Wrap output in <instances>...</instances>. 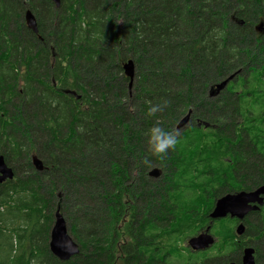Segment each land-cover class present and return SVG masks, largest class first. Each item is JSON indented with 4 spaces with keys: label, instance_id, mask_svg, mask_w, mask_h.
Segmentation results:
<instances>
[{
    "label": "trees",
    "instance_id": "trees-1",
    "mask_svg": "<svg viewBox=\"0 0 264 264\" xmlns=\"http://www.w3.org/2000/svg\"><path fill=\"white\" fill-rule=\"evenodd\" d=\"M26 9L37 33L25 25ZM259 20L264 0H60L57 8L0 0V154L14 173L0 183V264H164L156 253L175 264H220L180 243L207 224L216 198L264 183ZM158 103L169 130L193 114L163 160L144 136L157 122L147 109ZM153 167L158 179L148 177ZM58 191L55 209L79 245L66 261L47 243ZM259 225L264 240V214ZM213 227L227 254L231 219ZM255 248L264 264V245Z\"/></svg>",
    "mask_w": 264,
    "mask_h": 264
},
{
    "label": "water",
    "instance_id": "water-1",
    "mask_svg": "<svg viewBox=\"0 0 264 264\" xmlns=\"http://www.w3.org/2000/svg\"><path fill=\"white\" fill-rule=\"evenodd\" d=\"M55 7L60 6V0H52ZM24 22L27 28L32 32L37 33V23L33 13L26 9L24 12ZM254 30L259 34H264V22L259 20L254 25ZM124 75L128 78V90L130 91L134 81L135 65L132 59H128L122 64ZM239 70L229 74L224 79L217 82L214 86H211L208 90L209 96L219 94L228 83L238 74ZM70 94L75 93L73 91L66 90ZM79 97L78 95H75ZM192 109H188L184 115H182L176 122L174 128L181 129L186 126L190 120ZM205 125H207L205 123ZM31 165L37 172H41L44 169L42 160L36 155L32 154L30 157ZM162 171L158 167H153L149 170L148 176L150 178L157 179L161 176ZM14 176L12 168L7 165L2 154H0V183L7 179H12ZM264 196V184L259 185L254 190H240L234 193H225L215 199L213 207L209 213V217L212 220L221 219L226 216L235 217L240 222L235 227L236 234L240 235L245 230V225L242 222L248 213L256 211L263 204ZM209 227H207V230ZM214 242V238L207 232H201L196 236H192L188 239V245L194 250H202L211 246ZM48 248L50 253L60 261H66L79 253V245L74 241L69 234L66 220L57 207L53 213V222L49 231ZM233 264V263H229ZM242 264H255L253 249L246 247L243 251Z\"/></svg>",
    "mask_w": 264,
    "mask_h": 264
},
{
    "label": "flooded vegetation",
    "instance_id": "flooded-vegetation-1",
    "mask_svg": "<svg viewBox=\"0 0 264 264\" xmlns=\"http://www.w3.org/2000/svg\"><path fill=\"white\" fill-rule=\"evenodd\" d=\"M181 129H183V128H181ZM181 129L173 128V131H178V130L180 131ZM259 185H262V183L256 185L251 190L256 189ZM213 204H214V202H213ZM213 204H212V207H213ZM212 207H211V209H212ZM211 209L207 213V218H208L207 224L202 225L198 231H196L195 233H193L190 236H187L184 239V241L182 243H180V250H182V249L185 250V248H186V249H188L187 255H189V254L194 255L198 258H202V260H205L209 257H221L222 260H221L220 264H229V263L242 264V256H243L244 249L246 247H251L253 249L254 262H255V264H258V262L256 260V248L255 247L259 244L264 245V240H262V238H261L262 234H259V231L263 227L261 225L258 226V222H259L261 216L264 214V196H263V204L259 207V209L256 211H251L250 213H248L242 221L244 223L245 227H246L247 223L250 224L251 228H250L248 233H246V231L244 230V232L242 234H240V235L236 234L235 227L240 221L235 217H229V216L224 217V218L231 219V222L233 223V229H234L233 230V232H234L233 233V239L228 241V243H230L232 245V248L227 250V252H226L227 254H225L224 248L219 246V245H221L220 240L218 238L219 236H217L218 234L215 233V230L213 227L215 222L220 221L221 219H224V218L216 219V220L210 219V217L208 215H209ZM257 226H258V228H257ZM207 227H209L208 230H207ZM201 232L209 233L214 238V242L211 246H209L205 249L194 250L188 245V239L192 236L198 235ZM154 257L158 261H163L164 264H175L174 259L171 260L172 257L170 255L168 257H166L164 254L161 255L159 253H156V256H154Z\"/></svg>",
    "mask_w": 264,
    "mask_h": 264
},
{
    "label": "clouds",
    "instance_id": "clouds-1",
    "mask_svg": "<svg viewBox=\"0 0 264 264\" xmlns=\"http://www.w3.org/2000/svg\"><path fill=\"white\" fill-rule=\"evenodd\" d=\"M163 103L152 104L148 107L146 115L157 119V122L147 128L144 133L148 153L159 160H163L167 154L174 150L178 143V134L166 129L158 122V113L164 111Z\"/></svg>",
    "mask_w": 264,
    "mask_h": 264
},
{
    "label": "rangeland",
    "instance_id": "rangeland-1",
    "mask_svg": "<svg viewBox=\"0 0 264 264\" xmlns=\"http://www.w3.org/2000/svg\"><path fill=\"white\" fill-rule=\"evenodd\" d=\"M237 70H239L238 73H240L241 68H239V69H237ZM237 70H235V71H237ZM235 71H234V72H235ZM232 73H233V72H232ZM237 75H238V74H237ZM237 75H236V76H237ZM234 78H235V77H234ZM234 78H233V79H234ZM233 79H232V80H233ZM232 80H231V81H232ZM231 81H230V82H231ZM225 88H226V87H225ZM225 88H224V89H225ZM224 89H223V90H224ZM130 92H131V90H130ZM218 95H220V94H217V95H214V96H209V95H208V91H207V97H208V98H214V97H216V96H218ZM203 97H204V96H203ZM200 103H202V101L198 102V104H200ZM192 118H193V114L191 113L190 120H191ZM190 120H189V121H190ZM161 175H162V174H161ZM148 177H149V176H148ZM153 179H154V178H153ZM157 179H158V178H157ZM55 195H57V197H55V199H53V203H52V204H53L52 213H54V211H55V203H56V200L58 199V197H60V196L62 195V193H61V191H58L57 194H55ZM52 220H53V219H52ZM51 225H52V223H51ZM51 225H50V226H51ZM50 228H51V227H50ZM48 239H49V238H48ZM47 243H48V242H47ZM71 258H72V257H71Z\"/></svg>",
    "mask_w": 264,
    "mask_h": 264
},
{
    "label": "bare ground",
    "instance_id": "bare-ground-1",
    "mask_svg": "<svg viewBox=\"0 0 264 264\" xmlns=\"http://www.w3.org/2000/svg\"><path fill=\"white\" fill-rule=\"evenodd\" d=\"M3 57V56H2ZM1 59V58H0ZM65 74V73H64ZM60 94V93H59ZM87 94V93H86Z\"/></svg>",
    "mask_w": 264,
    "mask_h": 264
}]
</instances>
